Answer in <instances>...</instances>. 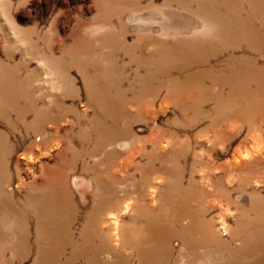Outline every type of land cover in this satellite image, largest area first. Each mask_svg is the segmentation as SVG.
<instances>
[{
  "label": "rangeland",
  "instance_id": "374dc122",
  "mask_svg": "<svg viewBox=\"0 0 264 264\" xmlns=\"http://www.w3.org/2000/svg\"><path fill=\"white\" fill-rule=\"evenodd\" d=\"M255 1L0 0V264H137L152 219L121 210L125 194L169 222L163 198L188 193L194 217L204 209L213 238L227 239L238 214L209 197L226 189V170L244 185L231 195L264 213ZM92 166L122 182L114 201ZM48 191L59 197L43 202L46 218L37 204ZM83 236L89 252L78 254Z\"/></svg>",
  "mask_w": 264,
  "mask_h": 264
},
{
  "label": "bare ground",
  "instance_id": "6f19581e",
  "mask_svg": "<svg viewBox=\"0 0 264 264\" xmlns=\"http://www.w3.org/2000/svg\"><path fill=\"white\" fill-rule=\"evenodd\" d=\"M253 4L257 7L255 10H257V15L259 17L258 22L262 23L264 27V0H256ZM245 29L246 31H249L250 29L253 30V27L249 26V28ZM229 69L235 74L238 73L237 67H231ZM197 75H199V73L194 72L190 73L188 76L194 77ZM253 165L256 166L255 169L257 171L254 172L255 175L251 176L256 177L261 168H259V164L254 163ZM90 169L93 171L100 170L96 166H92ZM246 170L253 172L252 166H249ZM158 172H165L167 175L171 174V170L168 168H159ZM101 173L102 178H107L116 188V190L113 191L114 196L111 200L114 201L115 197L121 192L118 185L122 182H118L110 176L111 170L105 172L101 171ZM220 180H222V185L225 182L227 185L226 189L223 187V193L220 191H214L209 197L213 196V200L215 198H220V200H223L225 203L226 211L232 209L238 214V216L235 215L234 217V225L237 226V228L230 229L224 234L227 239L224 238L221 240L215 237L213 238L214 234L211 231L213 223L212 218H207L208 214H206L205 223L201 220V215L204 209L196 214L198 217H194L191 212L192 209L185 206L184 202L186 200L192 201V197H190L191 195L188 193L183 194L181 204L163 198L164 203L170 205L169 213L173 218H170L169 222H164L163 219H161L163 217L161 214H155L154 209H150L152 206L147 208L144 203V205L138 204L137 201L132 199L129 195H122L124 203L121 206V210L144 207L147 209L146 213H149V216L152 219L151 224L144 229L142 232L143 235L138 241V249L134 253L137 264H191V259H194L195 256H197L195 253L196 250H204L201 254H204V256L202 255V260H205V262L199 258L203 264H209V262L212 261H215L216 264H264V213L262 212L261 214L259 212L260 208L256 202L251 201L250 205L245 207L243 202L244 198L242 196L233 197L231 195V192H235L236 190H239L240 192L243 191L244 185L241 182H237L234 187V175L228 170L224 172V176L222 178L220 177ZM76 182L83 183L82 180H78L73 181V185L76 184ZM191 183L193 182L191 181ZM199 183L201 184L202 182L199 181ZM188 184H190V182H188ZM215 184L217 185L214 186L215 190L217 187L220 190V182ZM231 184L233 186H231ZM124 191H126V189ZM162 191V197H164L167 194V190ZM58 197V193L48 191L44 197L39 198L37 207L44 210L46 218L49 216V211H52L54 215V209L51 208V206L44 209L43 202L49 204L58 199ZM117 206H115V208H117ZM208 206L213 207V204L210 203ZM142 215L144 214H140V216ZM224 220L225 219H223V221ZM123 236L124 234L121 233L120 239L125 241ZM173 241H177L176 246L178 245V253H175V248L170 245ZM87 243V237L83 236V244L78 254H86L89 252V250L85 248L87 247ZM172 257L174 258L173 260H171ZM116 259L119 261H114L113 264H128L124 262L120 256H116Z\"/></svg>",
  "mask_w": 264,
  "mask_h": 264
}]
</instances>
